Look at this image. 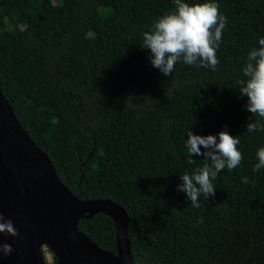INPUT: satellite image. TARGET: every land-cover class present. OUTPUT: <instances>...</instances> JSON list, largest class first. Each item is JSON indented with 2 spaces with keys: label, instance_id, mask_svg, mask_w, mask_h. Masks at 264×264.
<instances>
[{
  "label": "trees",
  "instance_id": "obj_1",
  "mask_svg": "<svg viewBox=\"0 0 264 264\" xmlns=\"http://www.w3.org/2000/svg\"><path fill=\"white\" fill-rule=\"evenodd\" d=\"M184 2H214L227 18L215 71L178 62L166 77L152 66L143 34L174 0H0V89L72 193L127 210L136 264H264V168L253 171L264 131L247 132L264 119L239 93L264 38V0ZM189 130L239 136L243 156L199 208L177 191L204 164L188 156ZM79 230L117 254L107 215Z\"/></svg>",
  "mask_w": 264,
  "mask_h": 264
},
{
  "label": "water",
  "instance_id": "obj_2",
  "mask_svg": "<svg viewBox=\"0 0 264 264\" xmlns=\"http://www.w3.org/2000/svg\"><path fill=\"white\" fill-rule=\"evenodd\" d=\"M0 214L12 220L18 237L0 234L10 256L0 264H47L48 248L57 264H136L127 210L111 200L84 201L59 179L55 167L21 126L0 89ZM110 217L116 230L117 254L102 250L79 230L82 219Z\"/></svg>",
  "mask_w": 264,
  "mask_h": 264
},
{
  "label": "clouds",
  "instance_id": "obj_3",
  "mask_svg": "<svg viewBox=\"0 0 264 264\" xmlns=\"http://www.w3.org/2000/svg\"><path fill=\"white\" fill-rule=\"evenodd\" d=\"M175 10L159 17L151 31L143 34V49L150 50V62L164 76H171L178 62L189 66L211 68L215 71L219 65L216 51L222 42V33L227 18L220 14L214 2L189 5L184 0H174ZM246 80H241L239 93L247 97L246 110L253 116L264 119V38L259 39V47L248 52L247 64L243 68ZM264 131L260 120L247 124V132ZM239 136L233 137L226 130L217 135H195L187 132L186 148L189 157L203 156V167H198L192 174L185 172L180 176L182 183L177 191L184 192L191 201V206L199 208L201 195L215 197L216 188L212 181L225 167L237 168L243 159L238 150ZM201 146L204 151H201ZM258 163L253 171L264 168V147L257 151ZM188 159V164H193ZM247 183V177L243 178ZM0 234L18 237L12 220L5 221L0 214ZM14 249L10 244H0V256H10Z\"/></svg>",
  "mask_w": 264,
  "mask_h": 264
},
{
  "label": "rangeland",
  "instance_id": "obj_4",
  "mask_svg": "<svg viewBox=\"0 0 264 264\" xmlns=\"http://www.w3.org/2000/svg\"><path fill=\"white\" fill-rule=\"evenodd\" d=\"M45 258H46V263H47V264H55V263H54V257H53V254H52L51 251H49V253H47V254L45 255Z\"/></svg>",
  "mask_w": 264,
  "mask_h": 264
},
{
  "label": "built area",
  "instance_id": "obj_5",
  "mask_svg": "<svg viewBox=\"0 0 264 264\" xmlns=\"http://www.w3.org/2000/svg\"><path fill=\"white\" fill-rule=\"evenodd\" d=\"M49 249L48 248H46V247H44L43 248V253H44V258H45V255L47 254V253H49ZM45 260H46V258H45Z\"/></svg>",
  "mask_w": 264,
  "mask_h": 264
}]
</instances>
